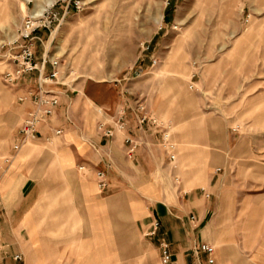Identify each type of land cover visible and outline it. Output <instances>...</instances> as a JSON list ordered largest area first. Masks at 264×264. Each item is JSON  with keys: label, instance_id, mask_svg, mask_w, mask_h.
Here are the masks:
<instances>
[{"label": "crops", "instance_id": "crops-1", "mask_svg": "<svg viewBox=\"0 0 264 264\" xmlns=\"http://www.w3.org/2000/svg\"><path fill=\"white\" fill-rule=\"evenodd\" d=\"M176 3L171 0L170 5L174 7ZM70 8L64 5L57 12L64 17ZM174 19L165 10L161 21L168 27ZM163 28L155 32L151 54L140 60V69L151 61ZM38 34L42 42L36 45L35 56L40 60L44 48L48 51L50 39L46 43L48 33L43 29ZM244 38L240 36L236 42ZM170 63L165 62V70L173 75L164 82L171 91L169 108L179 130L178 163L187 194L184 192L182 199L171 203L164 199L160 179L168 162L158 145L160 131L150 126L138 130L135 104L130 99L122 95L119 107L127 111L125 133L142 144L133 160L125 158L124 134L101 138L95 130L100 120L97 121L92 106L78 97L75 101L64 92L54 118L39 127L35 141L24 143L12 155L0 177V264H115L122 259L127 264H157L159 238L170 246V264H209V259L212 264H239L233 260L236 254L230 247L209 255L200 253L198 257L193 253L196 246L209 245L202 238V230L225 206L227 197L236 193L231 171L234 158L227 150L225 119L213 112H199L191 97L179 100V77L185 75L173 71ZM221 64L218 60L208 65L207 73L195 83L199 89L195 93H202L208 85L212 90L218 86L219 76L212 77L218 75ZM35 82L33 73L20 85L10 87L5 105H0V158L10 152L17 129L31 108L29 102L20 103L17 98L33 88ZM251 86L249 82L248 87ZM120 89L129 91V84L124 83ZM90 97L93 103V92ZM257 98L255 95L247 102ZM146 104L153 117L164 111V107L148 98ZM67 116L74 126L68 124ZM56 128L63 129L60 136L54 135ZM90 144L96 145L99 152ZM108 159L112 162L110 167L106 166ZM80 165L85 166L83 173L77 169ZM97 169L106 173L108 187L103 192L97 189ZM191 216L195 218L193 223ZM153 220L159 221V230L155 237H147Z\"/></svg>", "mask_w": 264, "mask_h": 264}, {"label": "rangeland", "instance_id": "rangeland-1", "mask_svg": "<svg viewBox=\"0 0 264 264\" xmlns=\"http://www.w3.org/2000/svg\"><path fill=\"white\" fill-rule=\"evenodd\" d=\"M47 1L0 0V105H5L10 88L1 78L6 67L2 56L25 17L36 6L46 9ZM54 1H58L56 11L68 2ZM78 1L81 10L70 3L69 13L60 17L48 44V56L59 61L57 91L70 93L75 101L77 97L86 100L97 121L111 124L121 108L122 95L146 110L147 98L164 107L155 117L169 126L170 140L176 146L175 169L166 163L168 169L160 179L164 199L171 203L187 192L178 163L179 130L169 108L171 91L164 82L172 74L165 70V62H171L173 71L185 75L179 77V100L191 97L199 112L225 119L227 150L234 158L231 171L236 193L216 211L207 225L210 230H202V238L212 253L230 247L239 264H264V0H177L174 7L171 0ZM165 10L175 17L168 27L161 21ZM160 27H164L163 35L157 37L152 52L155 63L149 61L140 69V60L151 54L152 38ZM240 36L245 40L237 43ZM148 43L150 50L143 51ZM218 60L222 67L212 77L219 76L218 86L212 90L208 85L195 93L199 91L196 84V90H189L190 82L202 79L208 65ZM124 83L130 90L121 92ZM255 95L259 98L247 102ZM116 101L118 107L113 110ZM115 264L127 262L122 259Z\"/></svg>", "mask_w": 264, "mask_h": 264}, {"label": "built area", "instance_id": "built-area-1", "mask_svg": "<svg viewBox=\"0 0 264 264\" xmlns=\"http://www.w3.org/2000/svg\"><path fill=\"white\" fill-rule=\"evenodd\" d=\"M58 1L44 9L40 15H28L20 24L17 30L16 39L5 50L2 58L6 67L1 73L2 81L8 87H16L23 83L29 75L36 73V82L33 88L28 90L17 98L18 102H29L31 108L26 113V116L19 125L14 142L10 147V152L0 158V177L5 171L7 166L12 160V155L18 152L21 146L29 141H35L38 138V129L41 125L49 123L55 116L58 107L60 106V96L62 93L57 91V86L60 84L59 75V61L56 58L48 56V51L44 48L42 57L38 60L35 56V48L38 43L42 42V37L38 34L39 30L47 31L46 43L51 39L53 33L58 28L60 23V14L53 10ZM73 4V8L77 11L81 10L82 5L80 1L68 0L65 3L66 9ZM168 4V3H167ZM51 44V42H50ZM150 50V44L143 49V51ZM151 61H153L151 59ZM155 61H153V64ZM194 65V64H193ZM195 77L193 73L191 79ZM190 90H195V83L190 82ZM101 112V111H99ZM133 112L137 116L138 130L150 126L154 130L160 131L159 147L164 152L167 158L168 165L175 169L176 153L175 145L170 140V128L165 123L159 122L158 119L149 115L146 107L141 104H135ZM68 124L74 126V123L66 117ZM128 126L127 111L125 108H120L117 113L116 119L112 124L103 121L97 122L95 130L101 138L112 139L116 134H124V155L127 160H133L137 151L141 147V142L138 141L130 134H126ZM76 128V127H75ZM55 136H60L63 133L62 128H56L53 131ZM95 152H99V148L90 144ZM108 158V157H107ZM110 159L106 161V166L110 167ZM79 172L85 171V166L80 165L77 167ZM97 189L101 192L105 191L108 187L106 173L103 170H95ZM179 179L176 177L175 182ZM206 198L209 194H205ZM190 222H195L194 216L189 218ZM160 223L158 220H153L146 232L147 237H155L159 230ZM159 260L160 264H170L172 254L169 244L163 239H158ZM212 248L207 244L196 246L193 253L196 257L200 253L210 254ZM19 259V257H15ZM209 264L213 263L212 259L208 260Z\"/></svg>", "mask_w": 264, "mask_h": 264}, {"label": "bare ground", "instance_id": "bare-ground-1", "mask_svg": "<svg viewBox=\"0 0 264 264\" xmlns=\"http://www.w3.org/2000/svg\"><path fill=\"white\" fill-rule=\"evenodd\" d=\"M27 1H31V0H27ZM54 3H55L54 0H49V1H47V7L52 6ZM43 11H44V7H42V6H36L35 9L32 11L31 15L38 16V15H40L41 12H43Z\"/></svg>", "mask_w": 264, "mask_h": 264}]
</instances>
